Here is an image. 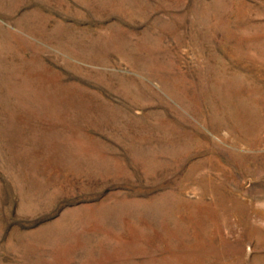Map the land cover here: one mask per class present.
<instances>
[{
  "label": "rangeland",
  "instance_id": "1",
  "mask_svg": "<svg viewBox=\"0 0 264 264\" xmlns=\"http://www.w3.org/2000/svg\"><path fill=\"white\" fill-rule=\"evenodd\" d=\"M0 264H264V0H0Z\"/></svg>",
  "mask_w": 264,
  "mask_h": 264
}]
</instances>
